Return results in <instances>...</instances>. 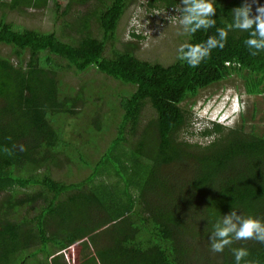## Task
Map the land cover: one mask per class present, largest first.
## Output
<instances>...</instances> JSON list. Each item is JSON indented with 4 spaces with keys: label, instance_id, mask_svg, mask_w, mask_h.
Returning <instances> with one entry per match:
<instances>
[{
    "label": "trees",
    "instance_id": "16d2710c",
    "mask_svg": "<svg viewBox=\"0 0 264 264\" xmlns=\"http://www.w3.org/2000/svg\"><path fill=\"white\" fill-rule=\"evenodd\" d=\"M48 1L0 0V45L10 48L0 54V264H235L231 249L239 247L248 249L245 260L264 264V244L236 241L213 254L208 239L232 208L264 221V133L247 131L242 118L234 127L214 123L196 141L179 137L193 132L191 108L202 89L234 74L248 94L263 93L264 52L251 56L248 33L231 30L224 48L196 68L177 56L167 65L141 59L133 43L114 46L134 0H53L58 33L7 19L8 12L43 9ZM243 2L214 0L216 27L186 42L216 35ZM90 67L131 88L118 102L106 98L109 111L98 121L78 119L77 137L66 135L68 118L84 117L78 104L103 95L76 90L61 75ZM147 104L153 117L136 135ZM89 124L101 130L99 139L116 126L95 157L84 140ZM71 163L87 174L70 178ZM64 165L65 177L55 178Z\"/></svg>",
    "mask_w": 264,
    "mask_h": 264
},
{
    "label": "rangeland",
    "instance_id": "374dc122",
    "mask_svg": "<svg viewBox=\"0 0 264 264\" xmlns=\"http://www.w3.org/2000/svg\"><path fill=\"white\" fill-rule=\"evenodd\" d=\"M149 0H134L132 4L127 8L125 14L120 18V23L117 28L118 41L115 43V47L122 48L123 44L133 43L136 47L135 55L141 59L148 61H158L163 65L170 64L177 56V49L188 39V35L178 34V19L180 13L176 12L177 7L166 8L159 6L153 8L149 6ZM85 10L86 7L81 8ZM3 10H0V15ZM57 12L53 6V0H49L46 8L33 9L26 8L22 12L14 11L7 13V19L12 20L18 27L37 28L42 31L53 30L56 33L59 32V27L55 23V16ZM131 32L140 33L145 36L144 39L139 40L131 35ZM9 47L0 45V54H8ZM108 48H106V54ZM62 64L65 66V62ZM64 84L72 86L76 90L80 88L84 90H92L99 92L103 95V99H99V103L96 98L91 100H85L83 103H79L78 106L84 111V117L80 118L75 115L68 118V124L65 126L66 135L74 134L77 137L79 130H75L76 121L84 123V121L96 122L101 119L105 113L109 111V107L106 105V98H112V101H117L122 94L126 95L124 91L130 89V86L123 85L120 82L103 75L94 67H90L86 71L76 72L72 69H65L61 75ZM105 90L104 93L102 91ZM229 90H232L231 96L238 95L240 102L246 106V111L240 113L235 124H239L242 118L245 119V129L247 131H256L257 133H264V93L261 94H248L245 90L243 78L237 75H230L220 81L217 84L211 85L202 89L197 95L196 106L191 108V111L195 114H204L200 117V120L207 121L209 126L211 121H217V113L210 112L211 102L218 99L217 104L220 108L224 106L225 112L231 108V100L229 99L226 103L224 97L229 95ZM207 95H213L208 101L205 99ZM219 96V97H218ZM230 96V97H231ZM94 102H91V101ZM189 103V102H188ZM183 102L181 105H185ZM188 106V104H187ZM219 109L217 108V111ZM216 111V112H217ZM119 114V111H117ZM224 112V114H225ZM110 113V112H109ZM153 111L149 104L145 105L140 121L137 126L136 135L143 131L144 126L149 123V120L153 117ZM204 116L208 120H205ZM215 117V119H213ZM119 117H115L114 121L117 122ZM193 132L189 133L182 130L179 133V137H187L189 141H196L200 139V133L205 126L201 123H195L194 126H189ZM103 129V127H101ZM202 129V130H201ZM101 131V130H100ZM97 129L89 124L84 135V140L91 143L89 152L92 153V157H95L97 153L105 148L107 143L114 136L116 126L110 125L109 130L102 135L99 139ZM193 134V135H192ZM99 145V148H94ZM76 164L71 163L73 180L80 179L87 174V170L78 169ZM66 165L54 170L53 175L58 178L60 175L65 177L63 173L66 171Z\"/></svg>",
    "mask_w": 264,
    "mask_h": 264
},
{
    "label": "clouds",
    "instance_id": "9594fccd",
    "mask_svg": "<svg viewBox=\"0 0 264 264\" xmlns=\"http://www.w3.org/2000/svg\"><path fill=\"white\" fill-rule=\"evenodd\" d=\"M252 4H256L254 15L252 14ZM175 11L180 13L178 19L179 35L191 36L202 29L207 31L216 27V20L213 16L217 8L214 0H180V6ZM232 14V21L224 28H216V35L208 36L201 43H182L177 49V59L185 62L191 68L199 67L203 61L210 58L213 49L224 48L228 31L231 30L248 33L244 44L249 49L251 56H257L260 52H264V5L256 3V0H251V2L250 0H244L240 6L232 9ZM231 92L232 90H229V95L224 97L225 103L229 99L231 100L229 111L225 112L224 106L220 108L217 104V98L214 102H211L210 108L212 109L210 112L217 113L216 117L218 118L217 121H211V125L220 123L225 127H234L240 113L246 111V106L240 102V97L238 95L231 96ZM212 96L207 95L205 99L208 101ZM194 106H196V103ZM203 115L195 114V123L199 122L209 126L207 121L199 119ZM204 118L208 120L206 116ZM19 147L21 151L26 150L23 144ZM208 239L209 250L213 254L223 253L226 247L231 246L236 241L255 240L264 244V221L251 215L245 216L240 211L238 214L237 209L232 208L229 213L223 215L213 224ZM231 251L235 264H241V261H244V264H258L255 261L245 260L249 255L247 248H232Z\"/></svg>",
    "mask_w": 264,
    "mask_h": 264
},
{
    "label": "crops",
    "instance_id": "0c3cea01",
    "mask_svg": "<svg viewBox=\"0 0 264 264\" xmlns=\"http://www.w3.org/2000/svg\"><path fill=\"white\" fill-rule=\"evenodd\" d=\"M264 93V92H263ZM261 94V93H260Z\"/></svg>",
    "mask_w": 264,
    "mask_h": 264
}]
</instances>
